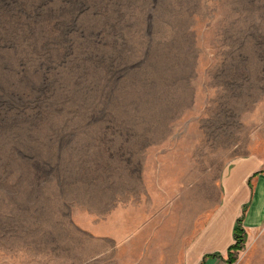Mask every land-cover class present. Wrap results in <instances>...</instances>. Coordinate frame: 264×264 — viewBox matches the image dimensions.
<instances>
[{"label":"rangeland","instance_id":"1","mask_svg":"<svg viewBox=\"0 0 264 264\" xmlns=\"http://www.w3.org/2000/svg\"><path fill=\"white\" fill-rule=\"evenodd\" d=\"M247 156L264 0H0V264H180Z\"/></svg>","mask_w":264,"mask_h":264},{"label":"crops","instance_id":"2","mask_svg":"<svg viewBox=\"0 0 264 264\" xmlns=\"http://www.w3.org/2000/svg\"><path fill=\"white\" fill-rule=\"evenodd\" d=\"M244 230L236 251L235 231ZM180 264H264V159L238 158L223 174L220 199L182 252Z\"/></svg>","mask_w":264,"mask_h":264},{"label":"trees","instance_id":"3","mask_svg":"<svg viewBox=\"0 0 264 264\" xmlns=\"http://www.w3.org/2000/svg\"><path fill=\"white\" fill-rule=\"evenodd\" d=\"M244 244H245L244 230L240 226H237L235 231V245L233 246V248L236 251H240L244 248Z\"/></svg>","mask_w":264,"mask_h":264}]
</instances>
